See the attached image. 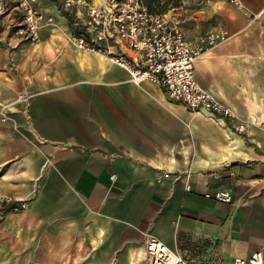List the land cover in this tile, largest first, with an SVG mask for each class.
I'll return each instance as SVG.
<instances>
[{"label":"crops","instance_id":"0c3cea01","mask_svg":"<svg viewBox=\"0 0 264 264\" xmlns=\"http://www.w3.org/2000/svg\"><path fill=\"white\" fill-rule=\"evenodd\" d=\"M40 10L58 20L32 43L13 35L18 14L0 15V198L25 203L0 213V264H144L148 233L187 264L264 262V0H178L163 13L191 43L224 33L192 73L241 133L75 49L86 14ZM212 190L228 203L203 198Z\"/></svg>","mask_w":264,"mask_h":264},{"label":"built area","instance_id":"2783aa9c","mask_svg":"<svg viewBox=\"0 0 264 264\" xmlns=\"http://www.w3.org/2000/svg\"><path fill=\"white\" fill-rule=\"evenodd\" d=\"M41 0H0V15L10 9L19 15L13 21V35L35 42L38 29L54 25V18L42 13ZM79 1V0H78ZM81 32L71 33L69 42L75 49L104 55L125 70L134 84L148 82L163 90L165 97L179 103L187 111L203 110L217 115L236 132L244 129L228 106L220 104L201 88L192 73L193 63L207 50L225 40L223 32L207 30L195 43L186 41L179 28L177 15L152 14L138 0H104L86 8ZM253 17V16H252ZM6 107H0V122L10 120ZM167 177V172H162ZM187 189V186H185ZM203 198L228 203V191L212 190ZM24 201L0 198V211L20 210ZM144 264H187L180 255L169 250L157 237L144 234ZM230 264H264L258 252L245 258H233Z\"/></svg>","mask_w":264,"mask_h":264},{"label":"rangeland","instance_id":"374dc122","mask_svg":"<svg viewBox=\"0 0 264 264\" xmlns=\"http://www.w3.org/2000/svg\"><path fill=\"white\" fill-rule=\"evenodd\" d=\"M71 1H74V2H71ZM75 1H78V0H70V1H67V0H41L40 8H45L49 5L55 6L57 8V11H58L57 13L58 14L60 13L59 15H61V14L65 15L66 18H68L69 22L72 23L73 20H75V19H78V18L82 19L85 17V14H86L85 11H86V8L88 6H91L92 4H95V3L103 2L104 0H79L78 2H75ZM77 16H79V17L77 18ZM53 17H54L55 24H56L58 17H56L55 15H53ZM238 123H239V121L235 118L233 120V124L236 125ZM244 130L245 129L241 130V132H244ZM232 131L235 133H241V132H236L233 129H232ZM20 210H17V211H20ZM3 211H14V210L3 209L2 211H0V213L3 214L2 213ZM143 263H144V259H143Z\"/></svg>","mask_w":264,"mask_h":264},{"label":"trees","instance_id":"16d2710c","mask_svg":"<svg viewBox=\"0 0 264 264\" xmlns=\"http://www.w3.org/2000/svg\"><path fill=\"white\" fill-rule=\"evenodd\" d=\"M148 12L152 14H163L168 8H172L178 0H138Z\"/></svg>","mask_w":264,"mask_h":264}]
</instances>
